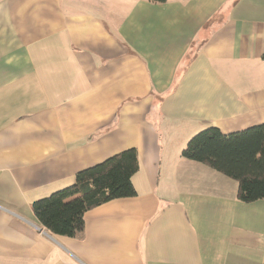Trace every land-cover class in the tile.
<instances>
[{"label": "crops", "instance_id": "crops-1", "mask_svg": "<svg viewBox=\"0 0 264 264\" xmlns=\"http://www.w3.org/2000/svg\"><path fill=\"white\" fill-rule=\"evenodd\" d=\"M264 0H0V264H264V201L185 160L264 124ZM135 148L137 196L55 236L33 203Z\"/></svg>", "mask_w": 264, "mask_h": 264}, {"label": "trees", "instance_id": "trees-1", "mask_svg": "<svg viewBox=\"0 0 264 264\" xmlns=\"http://www.w3.org/2000/svg\"><path fill=\"white\" fill-rule=\"evenodd\" d=\"M147 1L160 4L169 0ZM182 157L237 182L239 202L264 201V124L232 134L206 128L189 140ZM139 169L138 151L127 149L80 171L73 185L34 202L33 213L53 235L76 238L85 231L89 211L137 196L133 177Z\"/></svg>", "mask_w": 264, "mask_h": 264}, {"label": "rangeland", "instance_id": "rangeland-1", "mask_svg": "<svg viewBox=\"0 0 264 264\" xmlns=\"http://www.w3.org/2000/svg\"><path fill=\"white\" fill-rule=\"evenodd\" d=\"M187 144H188V142H187ZM187 146V145H186ZM202 165V164H201ZM203 166H205V165H203ZM207 166H205L204 168H206ZM207 168H209V167H207ZM211 169V168H210ZM226 177V176H225ZM227 178V177H226Z\"/></svg>", "mask_w": 264, "mask_h": 264}]
</instances>
